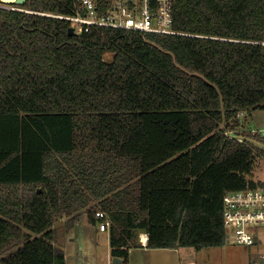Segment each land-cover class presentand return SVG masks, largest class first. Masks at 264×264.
<instances>
[{
  "label": "trees",
  "instance_id": "trees-1",
  "mask_svg": "<svg viewBox=\"0 0 264 264\" xmlns=\"http://www.w3.org/2000/svg\"><path fill=\"white\" fill-rule=\"evenodd\" d=\"M173 17L178 34L70 35L0 7V264H67L54 224L84 209L108 215L122 264L141 233L146 248L228 241L226 193L264 188V135L242 118L264 109V0H174Z\"/></svg>",
  "mask_w": 264,
  "mask_h": 264
},
{
  "label": "built area",
  "instance_id": "built-area-1",
  "mask_svg": "<svg viewBox=\"0 0 264 264\" xmlns=\"http://www.w3.org/2000/svg\"><path fill=\"white\" fill-rule=\"evenodd\" d=\"M0 7L66 19L75 34L100 26L142 33H179L173 27L174 0H72V12L68 14L36 11L15 3L6 4L3 0H0ZM253 132L257 131L254 129ZM261 133L264 135V131ZM239 139L243 140V137ZM224 203L228 240L246 246L262 245L264 261V188L228 192L224 196ZM96 216L98 229L108 230L111 224L108 215L97 211ZM144 234L140 241L146 247L148 237L145 240Z\"/></svg>",
  "mask_w": 264,
  "mask_h": 264
},
{
  "label": "rangeland",
  "instance_id": "rangeland-1",
  "mask_svg": "<svg viewBox=\"0 0 264 264\" xmlns=\"http://www.w3.org/2000/svg\"><path fill=\"white\" fill-rule=\"evenodd\" d=\"M105 55L112 57L110 52ZM244 121L248 129L257 128L256 131L263 132L264 109H256ZM262 167L257 174L264 178V162ZM67 219L64 215L54 224L57 231L55 244L65 251L67 264H113L109 230H99L90 221L87 209L82 211L81 220L68 230ZM262 249V245L246 246L229 240L222 246L202 249L134 247L130 250L128 264H264Z\"/></svg>",
  "mask_w": 264,
  "mask_h": 264
},
{
  "label": "water",
  "instance_id": "water-1",
  "mask_svg": "<svg viewBox=\"0 0 264 264\" xmlns=\"http://www.w3.org/2000/svg\"><path fill=\"white\" fill-rule=\"evenodd\" d=\"M25 1L26 0H3V2L6 3V4H13V3H15V4H23V3H25ZM68 31H69L70 35H74L75 34L74 28L72 26H70L68 28ZM113 264H122V260L120 258H118V257H114L113 258Z\"/></svg>",
  "mask_w": 264,
  "mask_h": 264
},
{
  "label": "crops",
  "instance_id": "crops-1",
  "mask_svg": "<svg viewBox=\"0 0 264 264\" xmlns=\"http://www.w3.org/2000/svg\"><path fill=\"white\" fill-rule=\"evenodd\" d=\"M253 112H255V110L254 111H252V112H249L248 114H253ZM248 114H245L242 118H243V120L247 117V115ZM255 114V113H254ZM256 116V115H255ZM254 117V116H253ZM245 122V121H244ZM246 123V122H245ZM246 125H247V123H246ZM250 127V126H249ZM251 128H253V126L251 127ZM254 129H257V128H253L252 130H254ZM97 225V224H96ZM106 231V230H105ZM145 235H147V234H145ZM144 237V236H143ZM143 248H146V247H143ZM178 249V248H177Z\"/></svg>",
  "mask_w": 264,
  "mask_h": 264
},
{
  "label": "bare ground",
  "instance_id": "bare-ground-1",
  "mask_svg": "<svg viewBox=\"0 0 264 264\" xmlns=\"http://www.w3.org/2000/svg\"><path fill=\"white\" fill-rule=\"evenodd\" d=\"M143 236H144V239H145V240H146V239H147V237H148V236H147V235H145V234H144Z\"/></svg>",
  "mask_w": 264,
  "mask_h": 264
}]
</instances>
